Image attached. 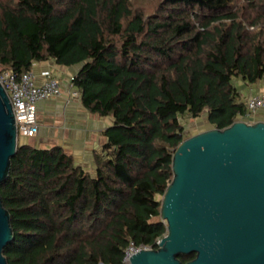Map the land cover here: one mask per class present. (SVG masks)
Instances as JSON below:
<instances>
[{
    "label": "trees",
    "instance_id": "trees-1",
    "mask_svg": "<svg viewBox=\"0 0 264 264\" xmlns=\"http://www.w3.org/2000/svg\"><path fill=\"white\" fill-rule=\"evenodd\" d=\"M48 61L79 66L82 106L113 122L93 172L20 142L0 184L14 234L4 257L122 264L130 245L156 249L166 234L159 198L181 120L225 129L246 113V86L264 89V0H0V72Z\"/></svg>",
    "mask_w": 264,
    "mask_h": 264
},
{
    "label": "water",
    "instance_id": "water-1",
    "mask_svg": "<svg viewBox=\"0 0 264 264\" xmlns=\"http://www.w3.org/2000/svg\"><path fill=\"white\" fill-rule=\"evenodd\" d=\"M19 144L0 84V184ZM171 171L160 206L166 234L129 264H264V121L237 119L185 138L172 153ZM13 238L0 199V264H8L4 249ZM192 253L187 263L178 259Z\"/></svg>",
    "mask_w": 264,
    "mask_h": 264
},
{
    "label": "crops",
    "instance_id": "crops-1",
    "mask_svg": "<svg viewBox=\"0 0 264 264\" xmlns=\"http://www.w3.org/2000/svg\"><path fill=\"white\" fill-rule=\"evenodd\" d=\"M78 69L79 66L63 67L53 61L33 65L32 73L36 83H41L42 73L48 71L57 80L60 95L37 105L39 130L32 138V142L39 148L59 146L72 155L77 165L88 172H93V153L105 143L102 133L113 121L109 117L90 115L82 106L79 97L71 95L69 82L77 74ZM250 89L251 86H246L244 92L249 93ZM263 91L264 89H260V92ZM261 111H258L252 120L257 118L256 120L264 121V111Z\"/></svg>",
    "mask_w": 264,
    "mask_h": 264
},
{
    "label": "built area",
    "instance_id": "built-area-1",
    "mask_svg": "<svg viewBox=\"0 0 264 264\" xmlns=\"http://www.w3.org/2000/svg\"><path fill=\"white\" fill-rule=\"evenodd\" d=\"M42 77L43 81L38 84L32 71L26 72L20 77H16L11 71L0 72V84L11 104L19 138L31 139L37 135L39 130L37 105L60 95L57 80L48 71L43 72ZM73 79L74 77L70 79L68 87L73 97H79L77 89L72 84ZM245 106V115L238 116V119L250 123L258 111H264V91L259 94L250 93L245 101ZM149 249L152 248H135L130 245L125 251L122 264H129V255Z\"/></svg>",
    "mask_w": 264,
    "mask_h": 264
},
{
    "label": "rangeland",
    "instance_id": "rangeland-1",
    "mask_svg": "<svg viewBox=\"0 0 264 264\" xmlns=\"http://www.w3.org/2000/svg\"><path fill=\"white\" fill-rule=\"evenodd\" d=\"M248 88H250V87H248ZM254 89L255 88L252 86L250 91H249V93H245L244 92V95H245L244 98H243L244 101H246V99L248 97L247 95H249L250 92L255 91ZM259 93H261L260 90H259ZM259 93H257V94H259ZM263 117H264V114H263ZM256 119L257 118H254L250 123L259 121V120H256ZM181 122H182V124L184 126L185 136H187V137H190V136H192L194 134H197V133L202 132L204 130H207L209 128V125L207 124V120H206L205 114L202 115L201 117L197 118V119H190V120H186V121L185 120L184 121L181 120ZM23 141H25V142H27L29 144L33 143L32 139L24 140L22 138H19V142H23ZM159 200H161V197L159 198Z\"/></svg>",
    "mask_w": 264,
    "mask_h": 264
},
{
    "label": "bare ground",
    "instance_id": "bare-ground-1",
    "mask_svg": "<svg viewBox=\"0 0 264 264\" xmlns=\"http://www.w3.org/2000/svg\"><path fill=\"white\" fill-rule=\"evenodd\" d=\"M131 256H132V255H129V256H128V257H129V258H128V263H129V259H130Z\"/></svg>",
    "mask_w": 264,
    "mask_h": 264
}]
</instances>
